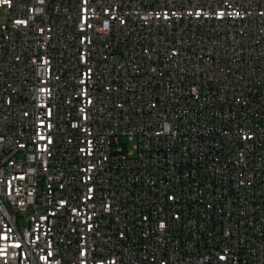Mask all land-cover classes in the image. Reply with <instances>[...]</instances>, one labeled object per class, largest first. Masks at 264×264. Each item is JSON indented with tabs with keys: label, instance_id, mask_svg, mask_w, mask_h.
Here are the masks:
<instances>
[{
	"label": "built area",
	"instance_id": "1",
	"mask_svg": "<svg viewBox=\"0 0 264 264\" xmlns=\"http://www.w3.org/2000/svg\"><path fill=\"white\" fill-rule=\"evenodd\" d=\"M0 264H264V0H0Z\"/></svg>",
	"mask_w": 264,
	"mask_h": 264
},
{
	"label": "bare ground",
	"instance_id": "2",
	"mask_svg": "<svg viewBox=\"0 0 264 264\" xmlns=\"http://www.w3.org/2000/svg\"><path fill=\"white\" fill-rule=\"evenodd\" d=\"M8 226H15V219H8ZM18 246L19 247H26V240L25 239H18Z\"/></svg>",
	"mask_w": 264,
	"mask_h": 264
},
{
	"label": "snow or ice",
	"instance_id": "3",
	"mask_svg": "<svg viewBox=\"0 0 264 264\" xmlns=\"http://www.w3.org/2000/svg\"><path fill=\"white\" fill-rule=\"evenodd\" d=\"M5 2H10V0H5ZM161 227H163V225H161Z\"/></svg>",
	"mask_w": 264,
	"mask_h": 264
}]
</instances>
